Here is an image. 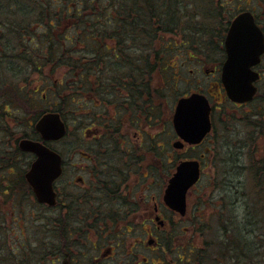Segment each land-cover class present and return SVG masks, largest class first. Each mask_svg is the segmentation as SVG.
<instances>
[{
	"label": "flooded vegetation",
	"instance_id": "obj_1",
	"mask_svg": "<svg viewBox=\"0 0 264 264\" xmlns=\"http://www.w3.org/2000/svg\"><path fill=\"white\" fill-rule=\"evenodd\" d=\"M27 2L34 4V8L28 11L30 17L35 18L33 27L22 28L17 22L0 21L2 48L5 47L11 55L49 54L52 52L50 37L52 29L61 30L57 37H62V43L67 47L68 42H64V39L68 38L69 31L76 27L79 34V48L77 45L78 51L76 49V52H80L83 55V61H85L81 64L77 80L78 110H81L80 114L84 117L83 121L79 119L78 126L82 131V136H86L88 140L92 141L93 148L90 152L76 151L79 156H84L82 159L90 162L88 166L81 168L82 172L91 177L90 184L83 177L77 178L74 182L69 179V184L79 191L77 196L74 194L64 195L65 193L60 190V185L58 186V183L66 178L64 161L63 174L56 183L57 205L44 207L45 210H59L60 214L68 215L70 211L77 210L78 213L84 215H81L82 219L80 216V219L77 218L74 222L78 223V229L89 234L84 243L81 240L80 243L77 241L79 243L77 246H80L78 252L73 253V247H70L68 251L65 250L70 259L69 263L154 264L157 260H163L166 254L174 253L176 247L181 248L179 244L174 245V241L175 238H179L180 232H184L183 228L179 226L182 223L188 224L191 193L188 196L187 213L182 216L168 207L165 201L169 180L173 177L176 169L167 181L162 195L150 190V188H154L153 182L164 177L166 164L158 158L154 162L153 151L159 150L160 155L165 150V145L161 144V141L163 142L162 139L168 132H165L166 125L168 128L172 126L177 137L173 147L179 141L174 126V115L180 99L177 101L175 112L170 114L166 121L164 101L167 97V89L163 90V86L157 79H149L146 62L134 64L127 57L134 51L147 52L149 50L148 36H144L140 41L133 37L132 25L128 18L131 16L128 13L132 14V8H125L128 14L125 15L122 6L116 5L119 3L118 0L101 1L110 3L109 9L101 8L100 1L95 2L94 8L90 9L89 13L87 10L77 9L79 14L71 15V17L80 19L82 23H79L77 19L68 21L69 11L75 7L74 4L69 3V0H0V13L12 10L13 14H16L20 11V5H25ZM153 5L150 11L149 2H143L142 12L145 18L151 16L157 22L165 19V10L173 9L165 7L164 1L161 0H156ZM7 6L9 8H6ZM56 7L59 8L55 10ZM16 9L18 11H14ZM81 12L88 16L81 15ZM85 17L93 18L94 21H99L103 17L109 21L112 30L102 31L98 24L86 22ZM58 21H60V25L57 24ZM86 34L94 36L95 46L91 50L85 42ZM160 35L172 38V40L168 45L153 49H157L159 52L167 50L174 53L176 51L178 54L188 49L185 45L182 46L181 40L176 39L180 36L179 30L176 28L164 30ZM14 36H17L14 38L16 42L5 41L6 37ZM158 36L159 34L156 37ZM139 42H141V48ZM223 46L224 60L220 66L214 65L211 70L206 66L209 63L205 60L206 57L191 56L194 62L197 61L200 73L205 72L208 77L211 76L216 80V82H211L207 94L215 100L211 90L213 89L219 92L220 97L216 99V106H213L210 98L201 91L191 93V95L203 94L209 100L212 107V132L204 143L199 146L186 147V151L200 149L209 141L214 132L216 135L218 111H222V123L226 124L232 117L228 113L224 115L226 108L247 110L255 104L262 92L264 72L261 71V68L264 65V55L261 63L254 68L260 74V80L256 83L257 94L253 101L240 104L229 98L222 77L223 67L228 58L225 40ZM86 53H91L94 56L93 64H89L88 56H84ZM175 59L178 60V56ZM15 63L14 61L13 64L15 65ZM176 63L171 62L165 66L166 68H162V74L167 81H175L176 72L171 75V70H176ZM185 66L183 64V67ZM177 67L180 66L177 65ZM43 69V65H38V71ZM190 72L194 73L195 70L190 69ZM153 74L155 76L157 73ZM47 81L48 77L46 76L44 82ZM44 87L41 88L40 84L36 85L32 92L36 97L41 96L46 99L49 92ZM175 92L177 91L175 90ZM250 113L251 111L248 110L244 114ZM246 117L248 116H244V118ZM86 119L89 120L86 121ZM67 125L69 133L70 125ZM206 150L198 159L201 166L205 156L210 152V149L206 148ZM175 151L178 158L175 159L171 154L167 162L177 168L184 161L180 159V152H184V150L175 149ZM149 157H151V162H149ZM149 181L152 183L148 184ZM46 221L50 223L51 219L46 217ZM180 228L181 230L178 231ZM185 229L187 230V228ZM179 249L177 256L180 259ZM182 251L185 249L182 248ZM61 256L62 251L54 255L51 258V264H58L61 261Z\"/></svg>",
	"mask_w": 264,
	"mask_h": 264
},
{
	"label": "trees",
	"instance_id": "obj_2",
	"mask_svg": "<svg viewBox=\"0 0 264 264\" xmlns=\"http://www.w3.org/2000/svg\"><path fill=\"white\" fill-rule=\"evenodd\" d=\"M97 1H100L99 5L101 8L109 9L110 3H102L101 1L103 0H84L82 2H87V6L84 5L86 8L83 9L87 10V12L91 11L90 9L94 8L95 2ZM118 1L119 3L116 5L122 6L124 9L123 13L125 15H131L128 18L132 25L133 37L136 38V40L138 38L140 41L144 36H148V52L134 51L131 55L134 56L132 63L146 62L148 64L150 80L154 78L153 73L158 71L157 69L160 64L163 65L165 63L163 57L164 53L157 51V49H153L154 47L156 48V45L152 44V40H154L158 34H162L164 30L167 31L176 28V30H179L180 36L182 35V46L185 45L188 48L185 49L186 54L191 57V54L196 52L195 55L201 53L210 58L211 54H206V51L211 49L210 52L212 53L221 49L232 21L224 18L222 10L225 8L227 2L224 4L221 2L222 0H161L164 1L165 7H172L173 9L165 10V19L159 20L158 22L151 16L145 18L144 13L142 12L143 2H149L148 7L151 11L156 0ZM192 1L198 2L195 3V8L198 10L197 12L196 10L195 12H192ZM26 4L27 10H23V5H20V11L16 14H13L12 10L0 13V21L7 20L10 22H17L22 28L26 26L32 28L34 25V19L30 17L28 11L34 8V4H29L28 2ZM70 4L73 3L71 2ZM129 7L132 8V14L130 12L127 14V11L125 10V8ZM6 8L9 7L7 6ZM14 11L18 10L16 9ZM77 14H79L77 11H69L68 21H71L72 19L76 21L77 18H72L71 15ZM21 15L23 16V19L19 18ZM57 24L60 25V21H58ZM11 29L13 30L14 28ZM74 29L75 33L70 34L71 36L68 35V38L64 39V42H69L67 47L62 43V37H57V35L61 33V30L54 28L50 34L51 53L20 54L22 55L21 59L26 60L28 63L26 66L28 67L27 70L30 71L29 76L33 70L36 71L38 69V65H43V68H49L52 74L58 66H66L69 75H72V79L68 83L60 81L57 82L58 85L57 83L55 84L54 88L50 87L51 92L48 93L46 99L41 96L36 97L32 92V89H24L14 82L8 87L0 85L1 235L2 233H8L4 224H10L8 217L11 215L14 217L13 223L16 222L17 219V227L22 225L26 231H29V228H27L28 222L25 223L28 219L24 218H26V213L30 214L29 201L34 196L25 180V173L31 165L33 156L24 154L20 151L18 144L21 139H18L17 133L11 130L10 125L7 127L4 118L5 120L7 118L9 120L12 116H18V113H27L33 115L34 122H36L47 112H58L68 124L70 120V117H68L70 116L69 113L74 111V107L77 106L78 102L77 80L79 77H77V74H80L81 64L85 62L82 59V54L80 55L81 57H78L80 53L76 52L77 45L73 46L74 41L72 35L78 37L77 28L75 27ZM15 37L17 36L6 37L5 41L11 42ZM93 37V34L85 35L86 39L92 38V41ZM18 40H20L19 37ZM139 44H141V42H139ZM2 47L1 40L0 49ZM139 47L141 48V45H139ZM63 51L67 52L64 53ZM145 53L147 55H145ZM87 56L89 58V64H93L94 56ZM24 81H27V78H25ZM48 98L56 99L54 110L48 108ZM45 104L47 105V108L44 109ZM15 105L20 111L15 109ZM10 114H12V116L8 117ZM73 123L74 125H78L76 120H74ZM2 134L6 135L8 138L7 141H5L4 138L2 139ZM22 135L24 138L38 139L34 127L29 134ZM68 135L69 133L67 134V137ZM64 140L58 143H62ZM58 143H55L54 145ZM206 158H209V156L206 155L204 159ZM255 170L254 178L256 191L252 193L250 200L246 203L245 212L241 214V218L236 214L232 216L229 221H225L223 218L224 210L228 209L230 212L233 210L228 204L224 206L221 204L219 206L220 210L216 214L218 217L217 224L221 225V227L217 230L214 239L212 241L206 240V246L204 249L196 248V246L192 244L186 248L185 251H182L179 259L181 264H264V163L257 166ZM25 201H28V205ZM199 211V223H205L202 218H206L203 213V208ZM76 213L77 210L70 211L68 215L66 213L60 214L59 217L56 219L54 218L50 223L45 221V243L38 242L41 246L40 248L44 251L41 256H34L27 253L26 247H28L31 242V235L28 236L27 232L19 234L20 239L23 241L18 246H14V248H8V246L3 243L0 244V264H44L46 261H49L51 264L50 259L54 255L61 251H68L70 247L77 246L78 244H75V240L80 243L82 232H84L86 236L89 234L84 230L78 229V225L74 222L77 220L75 217ZM196 214L198 213H194L195 220L197 219ZM20 218H22L20 221H22L21 223L23 224L18 223V219ZM244 219H247V222L244 221ZM1 221H3V226ZM216 237L219 240H216ZM51 238L53 241H51ZM1 240L0 236V241Z\"/></svg>",
	"mask_w": 264,
	"mask_h": 264
},
{
	"label": "rangeland",
	"instance_id": "obj_3",
	"mask_svg": "<svg viewBox=\"0 0 264 264\" xmlns=\"http://www.w3.org/2000/svg\"><path fill=\"white\" fill-rule=\"evenodd\" d=\"M82 1L84 0H69L70 3L72 2L75 5L73 9L74 11H77V9L82 10L83 8H86L84 7V5L87 6V2L84 3ZM221 2L224 4H226L227 2L225 8L222 10V12L224 13V18L226 20H233V18L239 12L243 10H250L255 14L258 23L264 29V0H222ZM195 3L198 2L192 1V12H195L196 10ZM58 8L59 7H56L54 9L56 10ZM25 9L27 10V4L23 5V10ZM197 11L198 10H196V12ZM80 14L87 15L84 12H81ZM19 18L23 19V16L21 15ZM33 19L35 20V18ZM84 19L86 22L98 24L102 31L105 30L106 32H109L112 30V27L109 25V21L107 19H104L103 17H101L99 21H94L93 18L89 17H85ZM77 20L79 23H82L80 19ZM74 33L75 29H71L69 36H71L70 34ZM72 36L74 41L73 46L78 45L79 48V34H77L78 37H75L74 35ZM161 38L163 39L161 40ZM176 39H179L182 42V35L177 37ZM171 40L172 38L159 35L154 40H152V44H155L156 48H159L163 45H168ZM11 42L14 43L16 42V40L13 38ZM85 42L90 50L93 46H95L92 38L85 39ZM210 51L211 49L206 51V54H211L210 58L208 56L202 55L201 53H199V55H195L196 52L194 54L192 52V54H189H191V56L193 57H206L205 60L209 62L206 66L211 70L214 65L220 66L223 62L225 57L224 46L222 45L220 50H216L212 53ZM163 53L165 63L162 66L158 67V72H156L157 74L154 76V78L157 79L159 81V84L163 86V90H165V88L167 89V97H165L164 101V105L166 104L164 114V118L166 119V121L168 120L170 114H173L175 112L177 101L179 99H182V97L184 98L191 96V93L193 92L201 91L203 94L210 98L212 105L216 106V99L220 97L219 92L211 89L213 91L214 97L216 98L215 100H213V98H211L207 94L211 82H216V80L211 76L208 77L205 72L200 73V71L198 70V65L196 63L197 61L194 62L191 57L186 54V52L178 54L176 53V51L174 53H171L166 50ZM80 55L81 54H79L78 57H81ZM87 55H91V53H86L84 56L86 57ZM145 55L147 54L145 53ZM21 56L22 55L14 56L9 54L8 51H6L5 47L0 49V85L8 87L14 82L19 87H22L24 89H33V87L40 84L41 88L45 86L44 89H46V91L50 93V87L54 88L57 82L65 81L66 83H68L72 79V75H69V71L67 70L66 66H58L53 74L50 72L49 68H44L42 71H38V69L36 71L33 70L29 77L30 71L27 70L28 67L26 66L28 63L26 60L21 59ZM177 56L179 58L178 60L175 59V57ZM127 57H129V59L132 60L131 62H133L134 56L129 54L127 55ZM14 61L16 62L15 65L13 64ZM171 62H177L175 65L176 70H171V75L174 74L173 72H176L177 74H175L174 82L167 81V79H165L164 75L162 74V68H166L165 66H167L169 63L171 64ZM183 64H185L186 66L183 67ZM177 65L180 67L178 68ZM190 69H194L195 72L191 73ZM261 71L264 72V65L261 68ZM78 75L79 74H77V77ZM46 76L48 77V81L45 83L44 79L46 78ZM25 78H27V81H24ZM261 88L262 92L256 100L255 104L252 107L247 108V110L244 109V111H240L236 108L231 107L225 109L224 115H227L228 113L230 116H232L226 124L222 123V111H218L216 118V135L214 132L213 136L209 138V141L204 146L197 150H190L187 148L188 150L186 151L185 148L184 152H180L181 160H198L200 156L207 151L206 148L210 149V152L208 153L209 158H206L202 161L203 176L201 182L192 190L190 194L188 224L182 223L179 226L183 228L184 232H180L179 238H175L174 241V245L179 244L181 250L179 249V247H176L174 253L166 254L163 260H157L156 262H154V264H181L177 256V250L179 249V252L181 254L182 248L186 250V248H188L192 244H194L196 248L204 249L206 246L205 241H212L214 239V236L217 234V230L221 227V225L217 224L218 217L216 216L217 212L220 210L219 206L221 204L223 206L228 204L233 210L232 212H230L228 209L224 210L223 218L225 221H229L230 218L236 214H238L241 218V214L245 212L246 203L250 200L252 193L256 191L254 178V173L256 171L255 168L261 165V163H264V83L261 85ZM175 90L177 92H175ZM55 101V98H50L47 101V105L50 110H54ZM47 105H44V109L47 108ZM14 107L16 110H18L16 105ZM78 108L79 107L77 104V106L74 107V111L72 110L73 112L69 113L70 116L68 117H70V120L68 124L70 125V132L68 137L62 143L53 145L54 149L62 154L66 165V178L62 179L61 183H58V186L60 185L59 187L61 192L65 193L64 195L74 194L77 196V193L79 191L74 186H71L69 184V179L74 182L77 178L83 177L89 183V180L91 178L81 170V168L83 169V167L88 166L90 162H88L84 158L82 159V157L84 156H79V154H77L78 150L90 152V150L93 148V146L91 145L92 141L88 140L86 136H82L80 127H78L77 124H75V126L73 123L74 120H76V122L78 123L79 119L81 121L84 120V117L80 114L81 110H78ZM248 110H250L251 113L245 115L244 113ZM17 115L18 116L12 117L8 115V117H10L9 120L8 118L6 120L4 118V122L7 123V127L8 125H10L11 130L17 133L18 139H22L24 138L22 134H29L32 131L34 119L33 115L27 113H18ZM234 115L238 116L233 117ZM244 116L248 117L244 118ZM88 120L89 119H86V121ZM165 132L167 133L162 139L163 142L161 141V144L165 145V150L160 155L158 153L159 150L153 151V156L155 157L154 162H156L158 158L159 160H163L164 164H166V166L164 167V177L159 178L157 182H153L154 188H150L152 192L160 193V195H162L165 191L167 181L172 176V172L176 169L175 166L168 164V157L173 154L175 159L178 158L177 153L173 147V143L177 140V137L172 129V126H169L168 128L166 125ZM1 137L2 139L4 138L5 141L8 140L5 134H2ZM149 162H151V157H149ZM151 183V181L148 182V184ZM25 202L27 204L28 201ZM37 202L38 201L36 200L35 196H33L29 201L30 214L26 213V218H24L29 220H26L25 222H28L27 228H29V231H26L22 225H19V227H17V219L16 222L13 223L14 217H12L11 215L10 217H8V221L10 222V224H4V226L8 230V233H2L1 235L0 230V236L2 239V242L0 241V244L3 243L6 244L8 248H14V246H18L23 241L20 239L19 234L27 232L28 236L31 235V242L28 247H26L27 253L34 256L42 255L44 251H42V249L40 248L41 246L40 244H38V242L45 243L44 239L46 238V217L51 220H53L54 218L56 219L60 216V211L45 210V208L43 206L40 207V204ZM202 208L204 211L203 213L206 216L205 219L204 217H202L205 223H199L198 220V216L200 214L199 210ZM194 213H198L196 214V220L194 218ZM81 215L84 216L77 211L75 217L80 219ZM21 219L22 218L18 219V223L23 224L21 223L22 221H20ZM244 221L247 222V219H244ZM1 224L3 226V221H1ZM76 224L78 225L77 222ZM181 228L178 229V231H180ZM185 228H187V230ZM86 237L87 236L84 234V232H82V236L80 238L83 243L87 240ZM216 240L219 239L216 237ZM51 241H53L52 238ZM75 244L79 243L75 240ZM79 249L80 246H74L72 252L76 253L79 251ZM60 260L61 261H59L58 264H70V259L68 258L65 251H62ZM175 261L176 263H174ZM44 264H50V262L46 261Z\"/></svg>",
	"mask_w": 264,
	"mask_h": 264
},
{
	"label": "water",
	"instance_id": "obj_4",
	"mask_svg": "<svg viewBox=\"0 0 264 264\" xmlns=\"http://www.w3.org/2000/svg\"><path fill=\"white\" fill-rule=\"evenodd\" d=\"M227 61L223 67V82L229 98L236 103H247L257 93L255 83L260 74L253 70L261 62L264 54V33L250 11L239 13L232 21L225 40ZM212 108L208 99L201 94H193L179 100L174 115V126L181 141L174 147L183 149L185 144L199 145L212 131ZM41 141L23 139L19 148L34 156L25 179L41 204L54 206L57 194L55 182L63 172L62 156L46 143L63 139L67 126L59 113H47L35 124ZM201 177L200 162L183 161L170 179L165 193V201L172 210L185 215L187 196Z\"/></svg>",
	"mask_w": 264,
	"mask_h": 264
}]
</instances>
